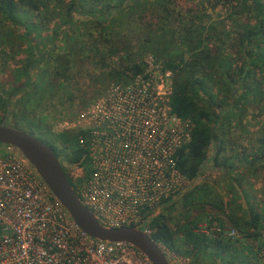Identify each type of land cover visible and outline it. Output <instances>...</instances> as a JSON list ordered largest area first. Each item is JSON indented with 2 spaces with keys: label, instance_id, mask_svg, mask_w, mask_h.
I'll use <instances>...</instances> for the list:
<instances>
[{
  "label": "trees",
  "instance_id": "trees-1",
  "mask_svg": "<svg viewBox=\"0 0 264 264\" xmlns=\"http://www.w3.org/2000/svg\"><path fill=\"white\" fill-rule=\"evenodd\" d=\"M175 2L0 0V27H21L23 31L17 36L29 41L25 49L27 57L16 67L13 82L8 90L0 92V124H10L7 120L13 115L19 117L11 107L14 103L25 104L26 108L29 103L44 105L42 101L47 98L48 88L54 87L53 82L47 80L45 74L49 70L44 69L43 62L51 67V75L64 76L78 63L77 58L84 56L97 65L98 80L126 83L144 70V56L151 54L172 72L170 107L173 113L189 119L191 138L176 153V166L188 182L180 191L163 199L160 211L151 215L150 237L169 252L188 257L192 264H203L208 258L223 257L227 253L230 255L233 249L238 252L237 243L248 244L245 247L248 252L253 250L264 264L259 255L264 247V205L259 207L247 190L236 188L240 185L239 178L229 177L232 190L236 188L239 199L243 200L237 201L241 214L234 209L227 210L221 199L209 198L208 194L197 195L196 201L192 188L186 190V186L207 169L228 176L236 168L256 174L264 162V135L258 138L255 149L246 152L245 148L233 150L228 134L232 119H236V125L240 123L247 105H257L264 95L257 77L264 71V0H221L225 16L210 19L207 24L205 14L194 12L193 8L178 11ZM74 13L87 16L89 21L77 23ZM149 15L159 29L166 25L170 29V42L175 44L173 51L168 46L151 42L149 24H146L147 34L142 32L136 42L130 41L127 45L115 42L110 32H105L110 25L123 28L132 19L147 23ZM220 22L231 29L219 28ZM81 34L97 35L98 40L87 47L85 41L79 40ZM8 35L6 33V41L10 40ZM44 43L48 45L44 46ZM39 47L42 49L38 50ZM60 49L63 52L57 51ZM36 69L38 71L34 72ZM212 84L218 85L219 96L211 92ZM236 85L240 90L237 95L234 92ZM22 120L27 129L17 124L13 126L31 134L36 132L34 127L43 128L41 117L30 119L23 115ZM49 128H44L48 134ZM85 133L86 130L77 128L53 134L52 149L74 189L90 173L86 149L78 143L79 135ZM63 161L70 166L79 165L84 174L73 176ZM177 196L185 200L194 198L182 218L170 214ZM202 227L208 230L218 227L219 230H212L207 235ZM229 228L236 230V236L227 234ZM234 259V264H246L243 257L237 259L234 256Z\"/></svg>",
  "mask_w": 264,
  "mask_h": 264
},
{
  "label": "built area",
  "instance_id": "built-area-1",
  "mask_svg": "<svg viewBox=\"0 0 264 264\" xmlns=\"http://www.w3.org/2000/svg\"><path fill=\"white\" fill-rule=\"evenodd\" d=\"M143 60L142 72L126 83H111L77 121L58 128L86 130L78 143L86 149L90 173L74 189L82 203L105 226L132 225L150 236L151 215L188 182L176 166V153L190 141L191 122L171 110L172 72L151 54ZM3 147L0 264H152L128 242L89 236L39 176L10 146ZM69 169L73 176L84 174L79 165ZM215 229L202 227L207 235ZM227 234L236 236V230ZM160 247L171 264H192ZM259 255L264 260V247Z\"/></svg>",
  "mask_w": 264,
  "mask_h": 264
},
{
  "label": "rangeland",
  "instance_id": "rangeland-1",
  "mask_svg": "<svg viewBox=\"0 0 264 264\" xmlns=\"http://www.w3.org/2000/svg\"><path fill=\"white\" fill-rule=\"evenodd\" d=\"M67 1V0H65ZM221 0H176V10L184 12L187 9L193 8L194 12L205 14V24L211 19H220L225 16V8L222 6ZM208 17V18H207ZM74 18L77 23H85L89 21L87 16H83L79 13H74ZM147 23H140L138 20L132 19L130 23L124 24L123 28H119V25H110L106 28L105 32H110L115 42L123 43L127 45L130 41L136 42L137 37L142 35V32H146V24H149L148 32L151 42L156 45L168 46L170 51H173L175 44L170 42V29L167 25L164 29H159L158 24L153 20L152 15L147 17ZM219 21V20H218ZM227 21H225L226 23ZM225 25V24H224ZM53 22L50 24L52 28ZM220 22L219 28H222ZM224 27V26H223ZM226 30H230L231 26L224 27ZM21 27H0V92L3 89L8 90L9 85L13 82L15 76V69L22 64L27 57L26 48L28 46V39L19 38L17 33H21L23 30ZM44 32V31H43ZM6 33L9 34V41L7 40ZM83 33V32H82ZM35 35V32L32 33ZM79 40L85 41V45L89 47V44L93 41L98 40L97 35H84L79 36ZM48 43H44V46ZM42 49L39 47L38 50ZM37 50V51H38ZM63 52L61 49L57 50ZM176 52V50H174ZM79 61L75 66H72L70 70L64 76H53L51 75V67L43 62L44 69H48L47 80L53 82V89L50 87L46 92L47 98L42 101L44 105H33L29 103V106H25L22 103L12 104V109L16 111L19 117L14 115L7 120L10 124H17L24 129H27L26 123L22 120L23 115H27L30 119L41 117L44 122L41 124L42 129L34 127L37 133H33L39 139H50L55 141L53 134L57 133L60 125H64V122L72 123L77 121L79 114L89 107L96 99L106 90V88L112 83L107 79H100L96 77L98 75L97 65L92 63V59L84 56L77 58ZM38 70H34L37 72ZM262 84L264 91V71L260 72L257 76ZM50 86V85H49ZM211 92L217 93L219 96V87L217 84H212ZM234 92L238 94L239 87L236 85ZM5 96V93L3 94ZM262 101L255 106L247 105L242 112L240 123L235 124L236 119H232V123L228 128V134L232 140L231 148L233 150H240L245 148L246 152H250L255 149L258 145V138L264 135V95L261 96ZM26 108V109H25ZM1 115V114H0ZM50 127L49 132H45L44 128ZM67 130H73L68 128ZM41 132V135L38 134ZM3 144H0V152L3 150ZM212 148V147H211ZM211 148L209 153H211ZM64 165L70 168L65 161ZM237 177L240 179V185L236 186L238 189L247 190L252 196L256 204L259 207L264 205V162L258 167L257 173L252 174L248 170L236 168L231 176L217 172L213 169H207L203 171L202 175L195 179L191 184L186 186V190L192 188L193 195L197 201V195L208 194L209 198L221 199L225 208L234 209L235 212L240 213L238 190L233 191V183L229 177ZM207 195V196H208ZM192 196V195H191ZM193 197V196H192ZM181 199L177 196L174 200V209L170 211L173 217L184 216L189 202L194 201V198ZM243 202V200H240ZM261 205V206H260ZM241 214V213H240ZM264 243V242H263ZM236 249H233L232 253H227L223 257H215L203 261V264H234V256L243 257V261L246 264H263V261L253 254V250L248 252L245 248L248 244L237 243ZM244 248V249H243ZM255 250V249H254ZM258 256V255H257ZM236 260V258L234 259ZM192 262V260H190ZM193 263V262H192ZM202 264V263H201Z\"/></svg>",
  "mask_w": 264,
  "mask_h": 264
},
{
  "label": "water",
  "instance_id": "water-1",
  "mask_svg": "<svg viewBox=\"0 0 264 264\" xmlns=\"http://www.w3.org/2000/svg\"><path fill=\"white\" fill-rule=\"evenodd\" d=\"M0 143L10 146L12 152L39 176L54 199L89 236L105 242H128L140 250L152 264H171L160 245L141 228L132 225H103L82 203L58 156L47 142L11 124H0Z\"/></svg>",
  "mask_w": 264,
  "mask_h": 264
},
{
  "label": "flooded vegetation",
  "instance_id": "flooded-vegetation-1",
  "mask_svg": "<svg viewBox=\"0 0 264 264\" xmlns=\"http://www.w3.org/2000/svg\"><path fill=\"white\" fill-rule=\"evenodd\" d=\"M33 133H37V132H32V134ZM34 135V134H33ZM40 135V134H39ZM43 137V136H42ZM44 138V137H43ZM41 140H43V141H45V142H47L52 148L54 147V144H53V141H51L49 138L48 139H46V138H44V139H41ZM59 158V157H58Z\"/></svg>",
  "mask_w": 264,
  "mask_h": 264
}]
</instances>
